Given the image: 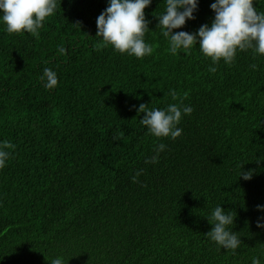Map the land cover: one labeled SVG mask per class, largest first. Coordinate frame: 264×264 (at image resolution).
Returning a JSON list of instances; mask_svg holds the SVG:
<instances>
[{
    "label": "trees",
    "instance_id": "1",
    "mask_svg": "<svg viewBox=\"0 0 264 264\" xmlns=\"http://www.w3.org/2000/svg\"><path fill=\"white\" fill-rule=\"evenodd\" d=\"M214 2L198 0L173 33L210 27ZM108 3L57 0L37 36L8 33L0 13V147L15 145L0 168V264H264V55L237 50L213 64L198 42L172 55L157 26L166 0L144 10L151 55L98 48ZM253 3L264 13V0ZM170 90L193 109L175 140L151 135L137 112L178 103ZM160 143L158 163H145ZM218 205L236 213L234 252L206 235Z\"/></svg>",
    "mask_w": 264,
    "mask_h": 264
},
{
    "label": "clouds",
    "instance_id": "2",
    "mask_svg": "<svg viewBox=\"0 0 264 264\" xmlns=\"http://www.w3.org/2000/svg\"><path fill=\"white\" fill-rule=\"evenodd\" d=\"M151 0H109L108 7L96 18V37L102 38L98 48L111 45L115 51L121 54L127 53L137 58L151 55L154 48L145 43V33L150 31L145 19V8ZM57 0H0V13L6 25L8 33L20 34L27 32L33 36L39 34L38 30L43 27L47 17L54 14L57 9ZM60 7V5H59ZM198 8V0H166V12L158 18L161 34L168 39L169 49L172 55L178 50L187 54L194 45L199 43V48L204 56L211 58L213 64L221 59L226 64L233 63L237 50L246 51L254 49L256 54L264 55V13H258L254 7L253 0H215L210 5L215 13L211 26L201 25L197 32L189 33L173 29L185 26L186 20H193V13ZM74 25L79 28L81 22ZM58 51L64 54L65 49L60 47ZM253 70L257 65L252 64ZM215 67H209V72H215ZM41 80L46 81L45 87L53 89L58 84L57 74L44 68ZM169 95L178 103H171L165 109H149L148 105L141 103L137 112L145 113L140 123L147 126L148 132L157 138H171L175 140L181 136L182 129L177 125L182 115H190L192 107L183 104L187 94L179 96L175 90H170ZM15 145L4 141L0 147V168L6 166L10 152L6 149H14ZM166 148L160 143L154 148V155L145 160V163H158L159 153ZM259 162V161H257ZM240 166L239 177L248 181L253 176V170L243 171ZM143 173L140 169L132 177L133 182H138V177ZM257 210L264 211V206L257 205ZM236 213L231 210L227 212L218 205L208 220L213 225L206 233L208 237L224 249L233 252L240 246L241 239L231 229L234 225ZM258 218L256 226L264 227ZM51 264H63L62 258H55ZM252 264H260L259 258L253 257Z\"/></svg>",
    "mask_w": 264,
    "mask_h": 264
}]
</instances>
